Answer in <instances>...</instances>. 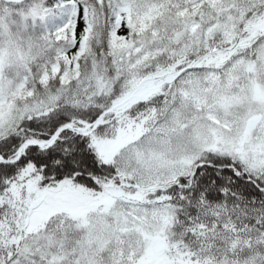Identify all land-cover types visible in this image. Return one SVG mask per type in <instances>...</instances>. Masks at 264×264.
Here are the masks:
<instances>
[{
    "label": "snow or ice",
    "instance_id": "obj_1",
    "mask_svg": "<svg viewBox=\"0 0 264 264\" xmlns=\"http://www.w3.org/2000/svg\"><path fill=\"white\" fill-rule=\"evenodd\" d=\"M0 264H264V0H0Z\"/></svg>",
    "mask_w": 264,
    "mask_h": 264
}]
</instances>
